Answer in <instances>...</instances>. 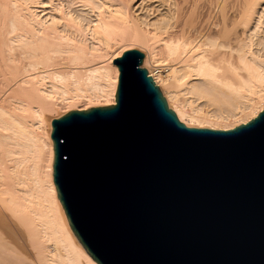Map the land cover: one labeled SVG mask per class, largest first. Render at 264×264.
Listing matches in <instances>:
<instances>
[{
	"label": "bare ground",
	"instance_id": "1",
	"mask_svg": "<svg viewBox=\"0 0 264 264\" xmlns=\"http://www.w3.org/2000/svg\"><path fill=\"white\" fill-rule=\"evenodd\" d=\"M149 1L0 0V264H98L61 213L51 133L71 109L117 104L125 50L144 53L187 126L230 129L264 110V0L185 14L182 0Z\"/></svg>",
	"mask_w": 264,
	"mask_h": 264
},
{
	"label": "water",
	"instance_id": "2",
	"mask_svg": "<svg viewBox=\"0 0 264 264\" xmlns=\"http://www.w3.org/2000/svg\"><path fill=\"white\" fill-rule=\"evenodd\" d=\"M129 49L117 104L53 122V179L75 242L98 264H264V110L187 126Z\"/></svg>",
	"mask_w": 264,
	"mask_h": 264
},
{
	"label": "rangeland",
	"instance_id": "3",
	"mask_svg": "<svg viewBox=\"0 0 264 264\" xmlns=\"http://www.w3.org/2000/svg\"><path fill=\"white\" fill-rule=\"evenodd\" d=\"M166 1V0H165ZM208 0H202V1H200L199 0V2H198V7H197V0H182V2H181V5H183L182 6V8H181V11L183 12V14H185V13H187L192 7H193V4L194 5H196V10L198 11V12H202V11H205L206 9H205V7H206V2H207ZM184 2V3H183ZM205 2V3H204ZM153 3V4H152ZM202 3V4H201ZM148 4V3H147ZM149 4H152V6L153 7H151V8H153L154 9V7L156 6V5H160L161 4V1L160 0H150L149 1ZM187 4H189V5H187ZM191 4V5H190ZM201 4V5H200ZM192 6V7H191ZM204 6V7H203ZM184 7V8H183ZM161 8H163V6L161 7ZM186 8V9H185ZM187 8H189V9H187ZM139 12H140V9L138 10ZM196 11V12H197ZM185 12V13H184ZM155 14H156V12H155ZM60 111H62V109H60Z\"/></svg>",
	"mask_w": 264,
	"mask_h": 264
}]
</instances>
